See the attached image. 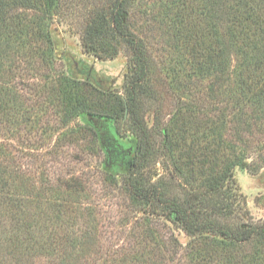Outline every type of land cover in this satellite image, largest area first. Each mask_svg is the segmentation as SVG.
I'll return each instance as SVG.
<instances>
[{"label": "trees", "instance_id": "trees-1", "mask_svg": "<svg viewBox=\"0 0 264 264\" xmlns=\"http://www.w3.org/2000/svg\"><path fill=\"white\" fill-rule=\"evenodd\" d=\"M134 1L113 0L108 9H97L83 37L84 50L100 60L117 58L126 46L135 66L125 96L115 95L121 118L127 111L138 139L127 191L150 214L169 216L192 238L189 264H264V221L246 222L243 196L231 194L234 170L250 158V140L264 134V0H165L159 16L169 25L171 55L163 90L146 43L130 23ZM56 4L0 0V120L28 121L21 91L26 79L54 67L49 21ZM45 80L49 102L61 106L67 118L87 115L107 170L118 158L132 157L133 146L113 139V113L96 112L85 99L72 112L65 110V89L76 80L62 75ZM163 93L174 107L165 122ZM148 104H156L151 127L144 115ZM259 157L264 162V153ZM157 162L169 181L155 179L151 168ZM14 182L0 164V264H29L43 256L68 264L76 248L65 244L78 237L36 230L26 203L42 201ZM36 211L43 222L53 219L49 209ZM244 245L254 250L244 252Z\"/></svg>", "mask_w": 264, "mask_h": 264}, {"label": "rangeland", "instance_id": "rangeland-1", "mask_svg": "<svg viewBox=\"0 0 264 264\" xmlns=\"http://www.w3.org/2000/svg\"><path fill=\"white\" fill-rule=\"evenodd\" d=\"M112 1L57 0L49 21L54 67L43 70L44 76L39 79L25 78L28 87L21 92L25 110H28L27 122L12 125L7 119L0 120V164L27 195L42 201L26 203L36 230L56 229L78 237L65 244L76 248L68 264H189L192 238L169 216L150 214L127 191L126 178L136 155L138 139L127 122L128 115L121 118L123 112L115 95L125 96L126 78L135 69L130 51L122 46L117 58L100 60L83 47L84 32L93 13L97 9H108ZM164 1L135 0L130 19L133 30L146 43L161 90L167 89L165 67L171 55L169 25L159 16ZM61 75L77 81L65 89V110L72 112V108L85 99L96 112L113 113L109 128L114 141L134 147L129 160L118 158L107 170L101 142L88 124L87 115L67 118L61 106L49 102L50 87L45 77L52 79ZM163 95L160 106L165 122L174 107L173 100ZM148 105H151L150 110L144 115L151 127L156 104ZM250 147L252 152L245 166L234 170L235 185L231 194L243 196L239 197V202L245 200L243 210L249 214L246 222L262 223L264 162L259 153H264V134L252 137ZM259 166L261 169L255 172ZM151 169L155 179L169 181L161 163L157 162ZM44 209L50 210L52 220L43 222L37 218L36 210ZM243 247L244 252L254 250L253 246ZM59 261L61 258L43 256L29 264H61Z\"/></svg>", "mask_w": 264, "mask_h": 264}, {"label": "water", "instance_id": "water-1", "mask_svg": "<svg viewBox=\"0 0 264 264\" xmlns=\"http://www.w3.org/2000/svg\"><path fill=\"white\" fill-rule=\"evenodd\" d=\"M128 115L127 111H126V116Z\"/></svg>", "mask_w": 264, "mask_h": 264}]
</instances>
